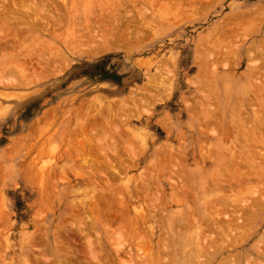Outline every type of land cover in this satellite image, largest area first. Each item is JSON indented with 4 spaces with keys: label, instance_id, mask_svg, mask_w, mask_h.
<instances>
[{
    "label": "rangeland",
    "instance_id": "1",
    "mask_svg": "<svg viewBox=\"0 0 264 264\" xmlns=\"http://www.w3.org/2000/svg\"><path fill=\"white\" fill-rule=\"evenodd\" d=\"M52 2L0 21V264H261L264 0Z\"/></svg>",
    "mask_w": 264,
    "mask_h": 264
},
{
    "label": "bare ground",
    "instance_id": "2",
    "mask_svg": "<svg viewBox=\"0 0 264 264\" xmlns=\"http://www.w3.org/2000/svg\"><path fill=\"white\" fill-rule=\"evenodd\" d=\"M9 1H10V0H9ZM9 1L7 2V0H6V2H5V0H4L3 3H0V4H1V5H0V7H1V8H0V21H1V23H5V22H9V23H11L9 20H13V19H12V18H14L13 16H15L16 18H17V16H18V15H16V13H15L16 10L18 9L17 7H22V5L24 4L25 6L28 5V7H30V8H29L30 10L32 9L34 12H35V11H36V12L38 11V13L41 14V15H40V14H39V15H40V16H43V18H41V21H42V19H44V20L47 19L46 21H44V20L42 21V22H44V24H46L47 21L51 20V19H50L51 17H50V15H49V13L52 12L51 14H53V15L55 14V13H54L55 11L53 12V10L50 11V12H47V11H48V10H51V9H52V6L54 5L53 7L57 9V10H56V9H54V10H56V11L58 12V7H59V5H60L59 3H57V4L55 5L56 2L54 3V2H52V0H51L50 2H48L49 0H30V1L28 0L30 4L27 3V0H14L16 6H15V7H11L10 10H9V12L5 13L6 10L9 9V8H8V6H9ZM58 1H60V0H58ZM61 1H62V0H61ZM10 2H11V1H10ZM66 2H67V1H66ZM49 3H54L52 6L50 5L51 8H49V7H50V6H49ZM26 4H27V5H26ZM58 4H59V5H58ZM64 4H65V3H64ZM66 4H67V3H66ZM10 5H11V4H10ZM57 5H58V6H57ZM47 6H48V7H47ZM55 6H56V7H55ZM61 6H62V5H61ZM65 6H66V5H65ZM28 7H27V8H28ZM48 8H49V9H48ZM251 8H252V7H251ZM46 9H47L46 12H47L48 14H47V17H46V19H45L44 17H45L46 15H43V14L46 13V12H45ZM59 9H60V7H59ZM244 9H247V8H244ZM258 9H259V8H258ZM258 9H255V8H254L253 10H254L255 12H256V11L258 12ZM262 9H263V8H262ZM3 10H4V11H3ZM249 10H250V9H249ZM249 10H248V11H249ZM253 10H252V13L254 12ZM33 11H32V12H33ZM245 11H246V10H245ZM259 11H260V12H263L264 10H260V9H259ZM36 12H35V13H36ZM242 12H243V11H242ZM242 12H241V13H242ZM257 12H256V13H257ZM260 12H258V14H260ZM3 13H5L6 15H3ZM105 13H106V12H105ZM237 13H238V12H237ZM26 14L30 16L29 13H26ZM31 14H32V13H31ZM58 14L60 15V11H59ZM58 14H56V15H54V16L51 15V16L53 17L52 19L55 18V20L57 21L56 16H57ZM67 14H68V13H67ZM67 14H65V15H67ZM250 14H251V13H250ZM250 14H249V16L247 15L248 18L252 16V15H250ZM258 14H257V15H258ZM59 15H58V16H59ZM61 15H62V14H61ZM65 15H64V16H65ZM244 15H245V14H244ZM263 15H264V12H263V14H262V18H263ZM40 16H39V17H40ZM62 16H63V15H62ZM62 16H59L58 21L60 20V18H61ZM67 16H68V15H67ZM235 16H236V14H235ZM235 16L233 15L232 17L234 18ZM253 16H255V13L253 14ZM258 16H260V15H258ZM258 16L251 17V18H253V19H254V18H255V19H262V18H258ZM20 17H22V16H20ZM27 17H28V16H27ZM65 17H66V16H65ZM71 17H73V15H72ZM103 17H104V16H103ZM260 17H261V16H260ZM67 18H68V17H67ZM69 18H70V16H69ZM251 18H249V20H250ZM25 19H27V18H26V17H23L22 20H25ZM106 19H108V15H107V18H106ZM17 20H19V19H15V21H17ZM55 20H54V22H56ZM65 20H66V19H64V20H60V21H64V22H65ZM108 20H109V19H108ZM110 20H111V18H110ZM110 20H109V21H110ZM243 20H244V19H243ZM246 20H247V18H246ZM15 21H14V23H16ZM25 21H26V20H25ZM51 21H52V20H51ZM72 21H73V20H72ZM72 21H71V22H72ZM74 21H75V20H74ZM117 21H118V20H117ZM247 21H248V20H247ZM17 22H18V21H17ZM33 22H34V21H33ZM49 22H50V21H49ZM64 22H63V23H64ZM71 22H70V23H71ZM91 22H92V21H91ZM91 22H90V23H91ZM97 22H98V21H97ZM103 22H104V20H103ZM103 22H101V24H102ZM36 23H37V21H36ZM36 23H35V24H36ZM52 23H53V21H52L50 24H52ZM72 23H73V22H72ZM74 23H75V22H74ZM74 23H73V24H74ZM99 23H100V22H99ZM110 23H111V22H110ZM240 23H242V21H241ZM244 23H245V22H244ZM263 23H264V20H263L262 24H263ZM17 24H18V23H17ZM26 24H28V23H26ZM47 24H48V23H47ZM53 24L56 25L55 23H53ZM53 24H52V25H53ZM57 24H58V23H57ZM60 24H61V23H60ZM93 24H95V23H93ZM242 24H243V23H242ZM245 24H246V23H245ZM262 24L259 23L258 25L261 26ZM2 25H3V24H2ZM2 25H1V26H2ZM12 25L14 26V24H12ZM48 25H49V24H48ZM48 25H46V26H48ZM52 25H51V26H52ZM54 25H53V27H50V28H51V29L54 28V27H55ZM61 25H62V24H61ZM61 25H60V26H61ZM88 25H90V24H88ZM95 25H96V24H95ZM99 25H100V24H99ZM102 25H104V24H102ZM105 25H106V27H108V26H107L108 24H105ZM105 25H104V26H101V27H103V28H101L100 30H99V29H98V31L95 30V31H97L96 33H98V32L101 31V30H102V32H103V31L106 32ZM117 25H118V24H117ZM8 26H9V25L7 24V27H8ZM13 26H11V28H12ZM30 26H31V25H28L27 27H30ZM38 26H39V25H38ZM42 26H44V25L42 24ZM56 26H57V25H56ZM60 26H59V27H60ZM90 26H91V25H90ZM110 26H111V25H109V27H110ZM259 26H258V27H259ZM16 27H18V26H16ZM16 27L14 26V29H15ZM40 27H41V26H40ZM87 27H88V26H87ZM118 27H120V26H118ZM5 28H6V27H5ZM18 28H19V27H18ZM32 28H33V27H32ZM35 28H36V27H35ZM41 28H42V27H41ZM44 28H45V26H44ZM44 28H42V29H44ZM88 28H89V27H88ZM112 28H115V32H116V30H118V28L116 29V27H112ZM14 29H13V30H14ZM16 29H17V28H16ZM22 29H23V28H22ZM56 29H57V28H56ZM93 29H94V28H93ZM110 29H111V27H110ZM110 29H108V30L111 31ZM119 29H120V28H119ZM5 30L7 31V29H5ZM19 30H20V29H19ZM47 30H48V29H47ZM108 30H107V32H106L107 34L109 33ZM126 30H127V29H126ZM1 31H2V30H1ZM10 31H12V30H10ZM15 31H16V30H14V32H15ZM32 31H33V30H32ZM54 31H55V30H54ZM90 31H92V32H89V31H88V34H86V33L84 34L85 37H86V35H88L87 37H89V38H88L89 40H90L91 35H92L93 37L95 36V35H93V34L95 33L94 30H90ZM14 32H11V34L14 33ZM17 32H18V31H17ZM50 32H51V31H50ZM115 32H114V33H115ZM118 32H120V31H118ZM0 33L2 34L3 32H0ZM6 33H7V32H6ZM6 33H5V31H4V34H2V35L0 34V36L3 37L4 35H6ZM21 33H22V32H21ZM51 33H53V32H51ZM89 33H90V34L92 33V34L89 35ZM99 33H100V32H99ZM99 33L97 34V36H95L96 39H97L98 35H101V34L103 35V33H101V34H99ZM139 33H141V32L139 31ZM7 34H10V33L8 32ZM11 34H10V35H11ZM15 34H16V32H15ZM19 34H20V33H19ZM122 34H123V33H122ZM137 34H138V33H137ZM10 35H6V36H4V37H7V36H8V37H11ZM13 35H14V34H13ZM81 35H82V36H81ZM108 35H109V34H108ZM110 35L112 36V32H110ZM124 35H125V34H124ZM126 35H127V33H126ZM128 35H129V34H128ZM140 35H143V34H140ZM16 36H17V34H16ZM16 36H15V38H16ZM18 36H19V35H18ZM42 36H43V35H42ZM80 36H81V38H84L83 34H80ZM106 36H107V35H106ZM106 36H105V33H104V37H106ZM118 36H121V35L119 34ZM136 36H137V35H136ZM4 37H3V39H4ZM87 37H86V38H87ZM104 37H98V38H100V41L103 40L102 42H104V41H106V38H105V40L102 39V38H104ZM121 37H122V36H121ZM138 37H139V34H138ZM263 37H264V35H263ZM13 38H14V37H13ZM13 38L11 37V39H13ZM110 38H112V37H110ZM135 38H137V37H135ZM139 38H140V37H139ZM8 39H9V38H8ZM18 39H20V38L18 37ZM91 39L93 40V38H91ZM96 39H95V40H96ZM112 39H113V38H112ZM119 39H120V38H119ZM80 40H81V44H82V43L85 44L83 39H80ZM82 40H83V41H82ZM92 40H90V41H92ZM95 40H93V42H94ZM97 40H98V39H97ZM108 40H110V39H108ZM262 40H263V39H262ZM111 41H112V40H110V42H111ZM259 41H261V40H259ZM1 42L3 43V40H2ZM6 42H8V40H7ZM98 42H99V41H98ZM102 42H100V44H101ZM107 42H109V41H106L105 44H107ZM117 42H119V41H117ZM117 42H116V43H117ZM116 43H115V44H116ZM12 44H13V43H10V45H12ZM87 44H88V43H87ZM253 44H254V43H253ZM10 45H9V46H10ZM103 45H104V43H103ZM111 45L114 46V44H111ZM0 46H1V45H0ZM5 46H6V45H5ZM85 46H86V45H85ZM85 46H84V47H85ZM105 46H106V45H105ZM105 46H102V47L104 48ZM107 46H108V45H107ZM251 46H252V44H251ZM251 46H250V47H251ZM102 47H101V48H102ZM7 48H8V47H7ZM97 48H98L99 50H101L99 47H97ZM97 48H96V50H97ZM247 48H249V47H247ZM1 51H3V50H1ZM6 51H7V50H6ZM6 51H5V52H6ZM41 58H44V57H41ZM47 61H48V60H47ZM47 61H46V62H47ZM46 64H47V63H46ZM48 64H49V63H48ZM259 68H260V67H259ZM261 68H262V66H261ZM253 71H255V70H253ZM257 71H259L260 73H262V72H261L262 70H257ZM259 72H258V73H259ZM263 72H264V71H263ZM260 73H259V74H260ZM263 83H264V82H263ZM257 85H258V84H257ZM259 86H260V89H264V85L262 84V82H261V84H260ZM259 86H258V87H259ZM260 102H262L261 99H260ZM256 114H258V113H256ZM256 117H258V118L260 117V121H261L262 124L264 125V119L261 118V114H258ZM258 118H257V119H258ZM257 119H256V121H255V124H256V122H257L256 125H258V122H259V119H258V120H257ZM262 120H263V121H262ZM261 122H259V123H260L261 126H263V125L261 124ZM261 126H260V130H262V129H261ZM254 127H255V126H254ZM258 128H259V127H258ZM255 129H257V128H255ZM257 132H258V129H257ZM259 133H260V132H259ZM259 133H258V134H259ZM256 134H257V133H256ZM256 134H255V135H256ZM256 136H257V135H256ZM95 163H96V162H95ZM91 164H93V163H91ZM96 164H98V163H96ZM96 164H95V165H96ZM99 166H100V164H99ZM91 167H92V165H91ZM258 174L260 175V173H258ZM261 174H262V173H261ZM255 175H257V174H255ZM257 176H258V175H257ZM258 177H259V176H258ZM248 213H249V212H248ZM250 213H251V212H250ZM250 213H249V215H250ZM195 234H196V233H195ZM192 236H193V238H194V237H195V238L197 237V236H194V235H192ZM197 238H198V237H197ZM258 249H259V248H258ZM192 252H193V251H192ZM194 254H195V253H194ZM256 254H258V258L261 259V264H264V251H263V252H258V250H257ZM189 255H190V254H189ZM191 256H192V255H190V256H188V257H191ZM191 258H192V257H191ZM191 258H190V259H191ZM193 259H194V258H193ZM193 259H192V260H193ZM184 261H186L185 258H184ZM187 261L189 262V260H187ZM187 261H186V263L188 264ZM182 263H183V262H182Z\"/></svg>",
    "mask_w": 264,
    "mask_h": 264
}]
</instances>
